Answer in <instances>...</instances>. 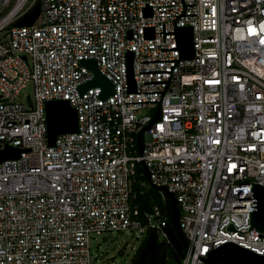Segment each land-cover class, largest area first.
<instances>
[{
	"label": "built area",
	"instance_id": "1",
	"mask_svg": "<svg viewBox=\"0 0 264 264\" xmlns=\"http://www.w3.org/2000/svg\"><path fill=\"white\" fill-rule=\"evenodd\" d=\"M35 5L34 23L14 26ZM0 33V150L21 152L0 164V264H95L91 236L114 231L165 255V192L187 243L179 264L225 242L264 255V233L246 232L250 189L264 187V0H0ZM87 60L113 85L106 100L79 93ZM57 100L78 127L49 147ZM149 189L159 201L141 210Z\"/></svg>",
	"mask_w": 264,
	"mask_h": 264
},
{
	"label": "water",
	"instance_id": "2",
	"mask_svg": "<svg viewBox=\"0 0 264 264\" xmlns=\"http://www.w3.org/2000/svg\"><path fill=\"white\" fill-rule=\"evenodd\" d=\"M144 13L146 16H148L150 15V10L145 9ZM38 14L39 7L38 5H35L32 10L14 26H31L37 19ZM177 41L181 53V58H192L193 49L191 29L185 28L178 30ZM82 65L91 72L92 79L79 87L80 94L86 92L90 88H99L101 91L100 98L102 100H106L110 95L113 94V85L98 71L94 60L83 61ZM128 70L129 78L131 80V54L128 55ZM0 102H4V100H0ZM28 104L29 106L31 105L29 100ZM45 118L47 128L46 139L49 147L54 146V142L57 137L77 132V113L67 101L57 100L46 102ZM138 149L141 152L140 145H138ZM20 153L21 152L18 149L5 147L4 149L0 150V164L6 160L18 159ZM250 192V227L246 232H248L249 230H254L260 233H264V187L258 184L253 185V187L250 189ZM165 195L171 203L170 213L172 217V227L168 226L165 231L175 252L177 254H180L182 250L186 248L187 243L179 229V225L177 222V203L172 194L165 192ZM173 229L175 231H173ZM226 230L236 231L233 229V226L231 224L228 225ZM154 243V239L151 236H148L144 245L145 252H141L137 257V261H139L138 264H145L143 261L144 256L146 252L153 247ZM160 257V262L163 263L165 261V255L163 251L160 253ZM197 258L205 264H264V255L255 254L252 251L244 249L232 242H225L207 253L205 258L208 259V261L203 260V258ZM152 263L153 262H150V264ZM174 263L179 264V260L175 259Z\"/></svg>",
	"mask_w": 264,
	"mask_h": 264
},
{
	"label": "rangeland",
	"instance_id": "3",
	"mask_svg": "<svg viewBox=\"0 0 264 264\" xmlns=\"http://www.w3.org/2000/svg\"><path fill=\"white\" fill-rule=\"evenodd\" d=\"M3 33H0L2 37ZM5 42V40L3 41ZM27 95H32V85L28 84L17 98V103H23ZM142 115L148 114L142 111ZM137 234L129 231L104 232L92 235L89 247L92 256H96L95 264H133L137 257L136 250L142 245V240Z\"/></svg>",
	"mask_w": 264,
	"mask_h": 264
},
{
	"label": "trees",
	"instance_id": "4",
	"mask_svg": "<svg viewBox=\"0 0 264 264\" xmlns=\"http://www.w3.org/2000/svg\"><path fill=\"white\" fill-rule=\"evenodd\" d=\"M138 172H144L141 167L137 168ZM159 201L157 191L155 189H149L148 191L144 192L143 195H140L137 199V203L139 205V208L141 210H148L152 204H157ZM170 201L167 199L166 200V211H167V225L169 227H172V222H171V213H170ZM173 231H175L173 229ZM145 242H142V245L138 249V255L140 252L144 249ZM165 255L167 257V262L168 263H173L175 259L181 260V257L183 255V251L180 254H177L173 249L170 248H165ZM160 254H158L157 259L154 264L160 262ZM139 261L135 260L133 264H138Z\"/></svg>",
	"mask_w": 264,
	"mask_h": 264
},
{
	"label": "flooded vegetation",
	"instance_id": "5",
	"mask_svg": "<svg viewBox=\"0 0 264 264\" xmlns=\"http://www.w3.org/2000/svg\"><path fill=\"white\" fill-rule=\"evenodd\" d=\"M141 252H145V249H143ZM161 252H162V247L157 243H154L153 247L146 252L143 260L144 263L149 264L150 262H155L158 254H160Z\"/></svg>",
	"mask_w": 264,
	"mask_h": 264
}]
</instances>
